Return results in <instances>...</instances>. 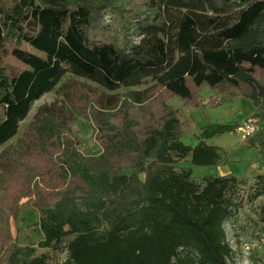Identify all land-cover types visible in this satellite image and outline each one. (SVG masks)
I'll return each mask as SVG.
<instances>
[{"label":"trees","instance_id":"1","mask_svg":"<svg viewBox=\"0 0 264 264\" xmlns=\"http://www.w3.org/2000/svg\"><path fill=\"white\" fill-rule=\"evenodd\" d=\"M67 73L108 91L153 78L163 93L138 114L95 119L97 157L82 158L61 127L60 146L5 150L0 264H48L14 244L23 208L42 214L43 248L66 242L65 264H230L225 225L237 200L264 197V174L241 195L247 183L235 176L201 185L192 169L177 171L188 158L216 166L219 147L184 144L187 126L168 101L200 107L204 87L217 93L214 107L220 96L250 99L259 131L246 146L264 150V0H0V147ZM238 128L211 125L203 136Z\"/></svg>","mask_w":264,"mask_h":264},{"label":"rangeland","instance_id":"2","mask_svg":"<svg viewBox=\"0 0 264 264\" xmlns=\"http://www.w3.org/2000/svg\"><path fill=\"white\" fill-rule=\"evenodd\" d=\"M116 1L121 3L122 0ZM128 40L131 45L137 43L139 37L130 35ZM162 91L153 78L145 79L137 87L108 91L89 80L67 73L51 92L34 103L28 117L19 124L16 137L0 147V179L4 178L6 149L15 155L40 145L60 146L61 141L54 138L55 128L59 127L65 129L63 135L72 133V137L80 141L77 152L82 158L101 155L104 149L97 140L101 132L95 119L111 120L113 123L125 110L138 114L161 97ZM200 94L203 105L197 108L186 106L177 96L170 98L168 104L180 114V121L187 126L181 141L191 147L202 140L208 145L217 146L220 160L214 167H195L188 158L178 162L175 169H192L193 179L201 185H204L206 178L235 176L247 183V186L242 183L238 186L242 195L247 187L254 185L258 174H264V150L260 146L247 148L248 140L243 139L237 130L211 138H204L203 134L210 130L211 125L241 126L254 113L253 103L242 96H220L217 102L219 107H214L210 100L215 98L216 92L204 87ZM235 204L233 215L225 225L227 241L233 249L230 264H264V197L256 201L245 198L237 200ZM42 219L40 212L23 208L20 215L11 221L14 244L31 251L34 257L47 254L48 264H65L68 260L66 242L58 249L41 246L44 241ZM75 228L72 224L66 226L67 230Z\"/></svg>","mask_w":264,"mask_h":264},{"label":"built area","instance_id":"3","mask_svg":"<svg viewBox=\"0 0 264 264\" xmlns=\"http://www.w3.org/2000/svg\"><path fill=\"white\" fill-rule=\"evenodd\" d=\"M238 133L243 139H249L253 137L259 131V121L255 118L248 119L244 124L237 129Z\"/></svg>","mask_w":264,"mask_h":264}]
</instances>
